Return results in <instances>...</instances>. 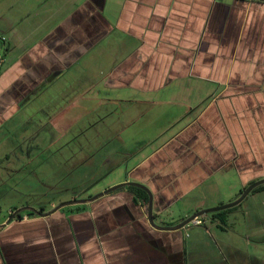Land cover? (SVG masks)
<instances>
[{
  "label": "crops",
  "instance_id": "0c3cea01",
  "mask_svg": "<svg viewBox=\"0 0 264 264\" xmlns=\"http://www.w3.org/2000/svg\"><path fill=\"white\" fill-rule=\"evenodd\" d=\"M35 3L21 18L31 36L6 20L17 38L0 48V126L35 104V133L12 150L38 163L37 186L75 183L0 222V264H189L190 228H154L149 197L90 199L141 184L170 228L223 204L192 197L213 182L234 180L230 203L264 178V0ZM223 212L201 217L222 229Z\"/></svg>",
  "mask_w": 264,
  "mask_h": 264
},
{
  "label": "rangeland",
  "instance_id": "374dc122",
  "mask_svg": "<svg viewBox=\"0 0 264 264\" xmlns=\"http://www.w3.org/2000/svg\"><path fill=\"white\" fill-rule=\"evenodd\" d=\"M36 7L35 0H0V48L6 46V44L10 45L9 43L14 45L17 38L14 37V34L17 30H19V36L34 34L35 27L24 26L21 18L26 14H30V17L31 15L34 16L33 12ZM7 19L16 23L14 24L15 32L6 25ZM31 20L34 19L31 18ZM2 37H5L6 42L2 41ZM88 70L90 78L96 80L98 77L96 70L93 71V67H89ZM32 115H35V104L32 108L29 107L26 112L16 115L12 120L0 126V180L2 179L0 181V222L5 219L8 221L17 212V207L21 208L24 205L49 207L52 201L68 197L66 189L75 183L74 180L62 182L60 190H58L62 192L56 194L45 186H37L35 171L37 170V173H40L38 163L34 159L32 163L27 164L29 162L20 150L17 154V150H12L15 143L22 139L23 133H35V127L38 126V123L35 122V118L31 117ZM30 142L29 144L26 142L19 145L26 148L31 145ZM84 144L89 150L91 149L90 146L95 147V142H91V139L80 140L79 145L83 147ZM79 145L75 147L78 148ZM72 147H74V144ZM24 151L22 152L24 153ZM10 152L12 153V160L8 161L4 157ZM19 167L22 168L19 172L9 171ZM40 179L44 180L41 174ZM212 184L213 186L211 185L209 189L205 188L207 192L205 196L198 193L192 195V197L206 201L207 205L221 199L224 201L221 206H226L236 202L242 196L240 194L237 199L230 203L226 201L233 194V192L230 193L231 190L229 189L230 185L235 184L233 179L226 180L223 183L216 181ZM61 204L59 203L58 206ZM221 206H215L214 208ZM223 213L228 217V221L222 229L205 222L199 227H195L191 223L187 225V228H190L187 233L188 242L192 246L189 253L193 255V257L190 256L189 264H221L225 259H232L230 255L233 247H237L253 259L264 261V193H259L255 197L250 195L239 205L224 210Z\"/></svg>",
  "mask_w": 264,
  "mask_h": 264
},
{
  "label": "water",
  "instance_id": "95a60500",
  "mask_svg": "<svg viewBox=\"0 0 264 264\" xmlns=\"http://www.w3.org/2000/svg\"><path fill=\"white\" fill-rule=\"evenodd\" d=\"M264 184V180H261L259 182H257L256 184H254L253 186H251L250 188H248L243 194L242 196L234 203H231L229 205H226V206H221V207H218V208H212V209H206V210H201L199 211L198 213H196L195 215L191 216L190 218L186 219L184 222H182L180 225L176 226V227H160V226H157V224H155V221H154V215H153V194L149 191V189L141 184H137V183H125V184H122V185H119V186H115L113 188H110L109 190H107L106 192L104 193H101L99 195H96L94 197H92L90 200H95L97 199L98 197L104 195V194H107L109 192H112L114 190H117L119 188H122V187H125V186H136V187H139L143 190H145L148 194V197H149V202H148V219H149V222L151 223V225L154 227V228H157V229H160V230H179V229H182L184 227H186L188 224H190L194 219L198 218V217H201V216H204V215H209L211 213H216V212H220V211H224V210H227V209H230V208H233L237 205H239L249 194L250 192L260 186V185H263ZM78 202H86V201H78ZM66 204H61L59 206H57L55 208V211L60 209L61 207L65 206ZM23 210H19L17 211L15 214L12 215V217L7 221V222H10L15 216L19 215Z\"/></svg>",
  "mask_w": 264,
  "mask_h": 264
},
{
  "label": "flooded vegetation",
  "instance_id": "af4514ba",
  "mask_svg": "<svg viewBox=\"0 0 264 264\" xmlns=\"http://www.w3.org/2000/svg\"><path fill=\"white\" fill-rule=\"evenodd\" d=\"M264 180V178L259 179L257 181H254L253 183H251L248 187H246L241 194H243L248 188H250L251 186H253L254 184H256L257 182ZM259 193H264V184L260 185L256 188H254L250 194L248 196H252L255 197L256 195H258ZM247 196V197H248ZM219 213V212H218ZM216 213H213L212 215L215 217ZM228 221V217H221L219 218V223H223L225 224ZM232 257V259H225L224 262H222L221 264H264V261H260L258 259H253L251 257H249V255H246L244 252H241L240 249H238L237 247H233L232 248V253L230 255ZM214 264H220V263H214Z\"/></svg>",
  "mask_w": 264,
  "mask_h": 264
},
{
  "label": "trees",
  "instance_id": "16d2710c",
  "mask_svg": "<svg viewBox=\"0 0 264 264\" xmlns=\"http://www.w3.org/2000/svg\"><path fill=\"white\" fill-rule=\"evenodd\" d=\"M129 189L131 191H133L134 193H136V195L141 198V199H144L145 201L148 200V194L145 190H142L141 188H138V187H135V186H130ZM43 210V209H42ZM221 213H216L214 214L215 216L217 215H220Z\"/></svg>",
  "mask_w": 264,
  "mask_h": 264
},
{
  "label": "built area",
  "instance_id": "2783aa9c",
  "mask_svg": "<svg viewBox=\"0 0 264 264\" xmlns=\"http://www.w3.org/2000/svg\"><path fill=\"white\" fill-rule=\"evenodd\" d=\"M203 224H204V221H203L200 217L194 219V220L191 222V225H193V226H201V225H203ZM186 227H187V226H186ZM186 227H185V228H186Z\"/></svg>",
  "mask_w": 264,
  "mask_h": 264
}]
</instances>
